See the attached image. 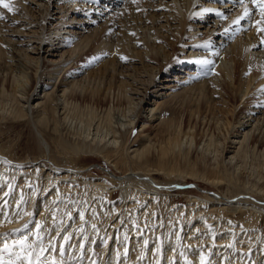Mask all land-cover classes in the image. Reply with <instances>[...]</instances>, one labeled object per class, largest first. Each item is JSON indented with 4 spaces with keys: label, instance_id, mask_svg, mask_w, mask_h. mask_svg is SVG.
Returning <instances> with one entry per match:
<instances>
[{
    "label": "rangeland",
    "instance_id": "obj_1",
    "mask_svg": "<svg viewBox=\"0 0 264 264\" xmlns=\"http://www.w3.org/2000/svg\"><path fill=\"white\" fill-rule=\"evenodd\" d=\"M5 2L10 4L13 11L9 12L7 8H3L4 10L1 9L2 11L0 14H2L3 18H0V43L2 46H5L6 50L11 52L8 57L12 64L15 63L12 59L15 61L20 60L27 66L29 73L36 71L37 75L35 88L29 89L26 93L17 91L16 97L25 101L28 95L29 102H24V107L27 105L28 108L35 110L36 102L43 96V89L46 91L52 90V80L48 79V72H53V75L57 76L56 85L54 86L57 100H54L53 103L54 106H56L55 115L59 118L58 122L59 126H61L60 128L66 127L64 128L65 130L68 129L69 131L75 132L71 137H82L81 139L91 143L90 145L115 149L122 142L121 140L123 138L119 136V132L122 134L126 133L131 139V144H137L138 141L144 140H155V143L158 138L161 139L164 135L162 132L159 134V123L162 118H165L162 114L161 117H159L160 108L163 105L170 104L175 105V107L181 106L180 103L182 101L184 102L182 103L183 106L185 104H187V106H189L190 103L193 104L191 100L189 101V95L187 93H192L189 87L194 83H198L199 85L204 84L209 91L214 92V96L213 94L212 96L215 102H212V105L209 101L208 104H203L202 116H210L211 110L213 109H215L218 115H221V108L224 111L229 108L231 109L232 99H230V96L240 95L234 92L233 85H236L239 79L246 80L247 77L249 79V75H252L254 67L258 66L257 64L264 67V7L261 6V0H256L255 3L253 0H244L243 6L234 4L233 0H195L193 7L185 6L184 0H48L49 5H46V0H5ZM23 2L26 7L23 6ZM245 7L249 10V16L246 20L241 21L240 24L234 25L233 21L244 14ZM43 8H47L49 12V15L47 12L43 13V15L45 14L46 17H48L44 20V23L43 15H41L42 13L40 12V9ZM207 8L224 12L227 18L221 19L216 15V11H204ZM65 25L69 28L68 32L65 31L68 28L63 27ZM226 29H228L227 33L225 32ZM97 33L100 35L99 40L93 44V35ZM86 37L90 40L87 44L86 41L84 42L81 40ZM77 40L81 41L75 44ZM109 40L112 42L111 45L114 48L106 47L101 49L104 43ZM254 42L255 44L252 45ZM150 45H154L159 53L157 52L155 55L153 52H150ZM247 46L249 47V54L243 65L241 64V59L243 58V52ZM88 49L90 50L88 51ZM239 49L241 50L240 54L238 53ZM86 51H88L89 54L85 56L86 59L83 57L84 59L81 58L79 60V57ZM219 56L223 57L224 67L215 68L213 64L205 65L199 63V61H211ZM104 63H108L107 65H109L108 69L105 71L106 79L110 76V63H112L115 67L113 72L114 77L116 80H122L125 84L124 93H126L123 94L124 97L121 96L122 98L120 94L117 95L116 89H111L106 93L103 84L99 87L100 91H97V94L95 92V97L99 101V106L96 109L98 114L100 112L102 113L104 107H110L112 110L113 117H111V122H113L112 126L115 129L114 134L116 135L113 140L114 142L110 141L109 136L103 134L105 128L95 131V124H92L91 127H89L90 125H81V121L79 122V119L75 116V118L73 117L74 119H72V117H70L71 115H69V118L67 117L66 119L67 113L65 119L64 117L62 118L65 113L63 112L62 105H60L62 100H58V95L62 94V89L69 88L74 82L83 83L82 81H84L85 85L87 84V90L78 89L76 92L84 96L85 100H88L83 102L89 103V100H91L89 90L95 89L96 83H93L92 80V83H87L86 80L87 78H92L94 74L97 75L104 71ZM222 69L227 71L224 73ZM206 70H209L207 74H205ZM5 71L6 69L0 66V76H6L7 73L8 77V70L6 73ZM58 71L59 73H57ZM13 75L16 80V85L18 77L28 80V77H23L16 71L13 72ZM259 80L260 79L255 78L251 81L248 86L247 92H249V95H247V101L241 104V102L237 100V102H235V107L236 110H238L240 106L239 108H244L250 113L248 117H245V115L239 117V120L246 122V124H244L246 126L245 130H248L250 125L252 128L261 126L262 128L260 127V130L263 132L264 86H262L263 82L259 83ZM91 85H95V87H91ZM108 92L110 93L108 94ZM117 96L118 99L120 97L119 101L117 100ZM128 96L133 101L130 103L132 106L130 110H127L128 103H125L127 98H129ZM4 101L6 103L3 102V104L5 103L3 106H5L4 108L6 109L8 108L9 101ZM123 108H125L123 110L124 112L122 111ZM5 109L2 110L3 113ZM189 109L190 107L184 111V116H189ZM0 114H2L1 111ZM26 116L24 123L0 127L6 133L3 132L4 134L1 135L0 146H9L7 152L9 156L5 157H9L13 162L17 161L18 158L26 156L28 151L26 143L32 144V139L30 138L32 132L42 139L44 145H42V148L45 155H48L52 150L50 144H46L48 143L46 142L47 139L45 137L43 138L39 130L35 127L30 112H28ZM223 117L224 113H222V119H219L221 123L219 129H215L214 136L223 139L225 134L228 138L227 143L228 141L235 142L227 144L230 148L229 150H233L237 145L238 139H232L226 134L227 131L225 130ZM2 124L0 126H2ZM64 129L63 131H65ZM256 130L257 129H254L255 133L258 132L259 129ZM63 131L62 134H65ZM86 131L89 133H86ZM196 132L197 134L194 138L193 136L190 137L187 133L181 136L182 148L187 150V148L190 147L191 152L189 155L191 157L203 156V151L205 155L204 160L207 164H218L220 167L225 166L228 168L227 170L232 171L233 175L239 174L246 180L247 178L252 179L259 175L261 176V180L264 179V156L263 158L262 156H260L261 158L259 157L262 160V164L258 167L248 162H246L247 164L239 162L237 159H234L235 157L233 158L234 160L230 159L229 161L228 156L226 155L224 157L222 152H218V155H216V153L214 154V152L204 149L207 136L204 134L200 136L202 125L199 126ZM259 132L261 135L262 132ZM107 133V135H109L110 132ZM236 134L238 135V133ZM86 135L87 137H85ZM130 142H127V144H130ZM130 145L125 149L128 159L132 155L130 152L135 147ZM220 145L222 146V144H219L221 149ZM32 153L28 152V156L37 155V153ZM70 154L71 153L68 151H65L64 154L61 153L67 160L69 159L71 165L75 166L77 172L79 171L81 175H84V178L106 175L113 179L122 177L120 171L117 170L112 163L105 160L99 153H96V151L80 152L76 153V156H71ZM153 154H157L156 149ZM46 161H49V159L46 158ZM130 173L133 172L131 170L126 172V174L131 175ZM134 173L139 177L140 171H135ZM140 176L142 179L149 178L145 174H140ZM157 180L159 181L158 183L151 179L155 186L162 189L157 199L159 212L162 217V224H158V227L155 226L158 231V248H155L151 253H147L143 249H140L142 244L144 247L146 245V248H149L152 242V235H147L148 233H146L145 230V232L143 231L142 233L143 235L144 233L146 234V241H142L143 243L140 242V240L136 241V245L139 246L138 249L140 250H130L132 245L129 243V245L124 248L125 252L117 255L116 264H142V262L143 264H147V262L148 264H177L178 254L176 256L175 252H173L170 256H166V249L172 246L175 251L180 250L181 252L184 251V249L186 250L183 256V260L185 261L184 264H188V262H191V264H200V257L198 259L193 257L197 251H200V254L205 257V264H235L238 261L236 258L234 259V257L241 259L238 264H263V251L261 253L258 252L260 244L258 242L252 246L253 251L251 249L250 252H242L243 254L240 255L239 252L241 251L238 252L236 248L229 247L225 244L218 245V241L215 242V240H217L216 233H212L214 240L210 238L211 240H208V242L201 243L197 240L191 241L186 239L187 232L192 229V219L186 224L182 222V225L177 228L178 231H176L177 233L171 242L172 244L167 245L163 231L166 220H168V214L170 213V209L168 208L170 205L183 204L188 195L202 197L208 195L215 199H228L225 195L226 187L224 182H202L200 180H192V178L187 176H166L164 174L159 175ZM239 182L240 181H238V184ZM176 184L185 185L176 186ZM245 184L248 185L249 182L247 181ZM51 187L53 186L50 185V188ZM1 189L2 186L0 185V190ZM40 189L41 186L38 184L31 200V209L25 216L26 219H23V227L16 230L14 233L20 234L22 231H28L37 220L41 210L39 204L48 194V192L46 194L42 193ZM112 191L113 194L110 197L111 202L119 198L121 194L120 189ZM10 192L14 193L15 191L11 188ZM78 195L79 190H77L75 198H77ZM236 198H249L255 203L264 204V196L261 194H250L245 191H239L235 196L230 197L229 200H235ZM66 202H69V200H65V203ZM69 205L72 207L73 204ZM69 205L68 208L70 209L71 207ZM38 208L40 209L38 210ZM1 210L0 208V211ZM65 211L67 212V209H64V212ZM57 214L56 217H60V212ZM71 214H73L72 217ZM76 214L77 210L75 207H72L70 209V215L63 221L61 220L62 222L60 221V223H58V225L60 224L59 226L53 221L55 219L54 216H51L53 219L47 222L45 221V225L42 224L43 228L40 230V245L35 252H24L19 248L16 249V252L4 251L0 248V264H28L29 258L32 260V264H38L37 256H40V260L43 264H103L99 260L101 258H108L110 251L109 247H111L114 242L116 243V247L120 245V242L117 243L116 240L114 241L116 236L114 232L117 229L120 230L123 224H118L117 228H114V230L112 229L107 237L109 226L115 222L114 220L117 215H111L106 220L107 213H105L102 218H97L95 224L98 225L99 228H104L102 231L98 230V233L94 235L95 237L91 242L92 251L89 252V258L86 260L83 257L86 251L84 243L80 245L81 249H78V251L74 250V247H76L75 242H78L82 237V233L79 231L76 235L73 234V232H69L70 234L68 236L66 235L68 239H64L60 249H57V236L64 235L67 229L70 228V223ZM58 220L57 218L56 221ZM87 222L91 223L89 219L88 221L85 219L82 221L81 225L85 227ZM123 222L126 223V221ZM136 229L139 228L136 227L135 230ZM170 229L172 230L174 228L171 227ZM261 229L262 232H264V220L261 222ZM205 231L207 232V229L201 230L200 232ZM10 232H7L6 229H0V238L7 240V237H9L7 234ZM192 232H194V230ZM197 233L198 232L194 233L195 235L192 234V236H196ZM172 235L173 233L171 236ZM235 235H239V233H235L233 236ZM70 238H73V240L71 241ZM130 238L132 239L133 236H128V239ZM86 239L88 240L87 237ZM73 241L75 242L73 243ZM122 244L121 242V245ZM4 245L5 244H3V248ZM215 245L217 246L215 247ZM49 246L54 251L50 252ZM132 249H134V247ZM224 249L229 251L228 255H225L223 252L225 251ZM107 250L108 252H106ZM135 252L137 253L135 254ZM22 253H25V255Z\"/></svg>",
    "mask_w": 264,
    "mask_h": 264
},
{
    "label": "bare ground",
    "instance_id": "obj_2",
    "mask_svg": "<svg viewBox=\"0 0 264 264\" xmlns=\"http://www.w3.org/2000/svg\"><path fill=\"white\" fill-rule=\"evenodd\" d=\"M48 3V0H46V5H49ZM184 3L185 6L193 7L195 0H184ZM23 6L26 7L24 2ZM3 8V5L0 4V13L2 11L1 9ZM40 12L42 13L41 15H43L44 12H47L49 15L47 8L40 9ZM47 18L48 17H46V15L44 14L43 23ZM63 27L68 28L66 25ZM68 30L69 28L65 31L68 32ZM93 36L94 39L92 43L94 44L99 40L100 35L99 33H97ZM81 40L84 42L86 41V44L90 41L87 37ZM81 40H77L75 44H78ZM111 44L112 42L109 40L104 43L101 49L106 47L114 48ZM254 44L255 42L252 45ZM89 50L90 49H88V51ZM88 51L84 52L79 57V60L85 57L88 54ZM150 52H153L156 55L158 50H156V47L154 45H150ZM238 53H241L240 49ZM10 54L11 52L6 50L5 46H2L0 43V66L6 69L5 73L8 70V77L7 73L6 76H0V111L2 112V114H0V125L3 123L0 127H3L5 125L10 126L24 123V119L25 117H27L26 115L28 114V112H30L31 116L33 117V123L35 127L37 128V130H39L41 136L47 139L46 142L48 143L46 144H50L52 153L50 152L48 153V155H45V152L42 148V139H40L37 135H34L33 132L30 136V138L32 139V144L26 143V148L28 150L26 156L23 158H18L17 161L13 162L9 157H5L9 156L7 153L9 150V146H0V185L2 186V189L0 190V208L2 209L0 211V229H6L7 232L11 231L9 234H7L9 235V237H7V240L0 238L1 249L4 250L3 244H7L13 252H16L17 248L23 250L24 252L30 251L29 253L37 251L41 241L39 236L41 233L40 230L43 228L42 224H44L45 221L47 222L48 220L53 219L51 216H54L55 219L53 221H55L57 226H59L60 224L58 225V223H60L61 220L63 221L64 219H66V217L70 215V209L72 207H75V209L77 210V214L75 217H73V220L70 223V228L67 229L64 235L57 236V249H60L65 237L70 234L69 232H73V234L76 235V233L79 231L82 233V237L78 242H75L76 238L75 241H73V243H76V247H74V250L78 251V249H81L80 245L84 243L86 251L84 252L83 257L87 260L89 258V252L92 251L91 242L95 237L94 235L98 233V230L102 231L104 228H99L98 225L95 224L97 222V218H102L103 215L107 213L106 220L111 215H117L114 220L115 222L109 226L107 237L112 229L114 230V228H117L118 224L123 225L120 230L117 229L114 232V234L116 235L114 241L116 240L117 243L120 242V245L116 247V243L114 242L113 245L109 247L110 251L108 258H101L99 260L101 263L116 264L117 255L119 253L122 254L123 252H125L124 248L125 246L129 245V243L130 245H132V248L134 247V249H130L132 251H135V249L137 251L143 249L145 252L151 253L155 250V248H158V231L156 227H158V224H162V217L159 212L157 203L158 195L161 194L162 189H159L152 182L155 181L156 183H158L159 181L157 179L159 178V175L164 174L166 176H187L192 178V180H200L202 182H224L226 187L225 195L228 199H215L208 195L203 197L197 195H188L183 204L170 205V207H168L170 209V213L168 214L169 211L167 212L168 220H166L165 228L163 231V234L167 241V245L172 244L171 242L176 236V231H178L177 228L182 225V222L186 224L190 219H192V229L187 232L186 239L191 241L197 240L201 243L208 242V240L213 239L212 233H216L217 240H215V242L218 241V245L225 244L229 247L231 246L233 248H236L238 249V252L241 251L239 252L240 255L243 254L242 252H250L251 249L253 251L252 246L258 242L260 243L258 252L261 253L263 251V255H261L263 257L262 262L264 264V232H262L261 229V222L262 220H264V204L262 205L255 203L249 198H236L235 200H229L230 197L235 196L237 193H239V191H245L250 194L256 193L264 196V179L261 180L260 175H257L258 177L252 179L247 178V180L243 179V177L239 174L233 175L232 171L227 170L228 168H226L225 166L220 167L218 164H207V162L204 160L205 155L203 151V156L191 157L189 155L191 152L190 147H188L187 150H184L181 145V136L187 133L190 135V137L193 136L194 138L197 134V129H199V126L202 125V132L200 136L203 134L207 136L204 143L205 150L214 152V154L216 153V155H218V152H222V155H224V157L226 155L228 156L229 161L230 159H233L235 157L234 159H237V161L239 162H248L255 167L261 166L262 160L260 159V156H262V158L264 156V128L262 132V130H260L261 126L252 128V126L250 125V128L248 130H245L246 126L244 124H246V122H242L241 120H239V117L242 115L248 117L250 116V113L244 108H239L240 106L238 107V110H236L235 102L239 100V102H241L242 104L247 101V95H249V92H247L249 88L248 86L255 78L260 79L259 83L263 82L262 86H264V67H262L260 64H257L258 66L254 67L252 75H249V79L247 77L248 80L239 79L236 85H233V87L234 92L240 95L230 96V99H232L231 109L229 108L226 111H224L222 108L220 109L221 112L224 113L223 123L226 128L225 130L227 131L226 134L229 135L232 139H238L237 145L233 150H229L230 148L227 144L235 142L228 141L227 143L228 138L225 134L223 139L214 136L215 129H219L221 123L219 119H222V113L221 115H218L215 112V109H213L214 111L211 110L212 112H209L210 116H202L203 104H208L209 101V103L211 102L210 104L212 105V102H215V99L213 98L214 92L209 91L206 85H199L198 83H194L189 87V90L192 91V93H187L189 95V101L191 100L193 104L190 103L189 106H187V104L183 106L182 103L184 102L182 101L180 103L181 106L175 107V105L170 104L163 105L160 108L161 111L159 113V117H161V114L165 117L162 118L159 123V134L161 132L164 134L161 139L158 138L155 143V140H144L140 142L138 141L137 144H131V139L128 137V135L126 133L122 134L119 132V136L123 137L121 140L122 142L117 148L111 149L100 146L98 147L97 145H90L91 143L84 141L83 139H81L82 137H71L73 136V133L75 134V132L69 131L68 129H66V132V130L64 129L66 127L60 128L61 126H59L58 122L59 118L55 115L56 106H54L53 103L54 100H57L54 92V86L56 85L57 76L53 75V72H48V79L52 80V90L46 91L43 89V96L41 98L38 97L40 99L36 102L35 110L28 108L27 105L26 107H24V102H29V96L27 95L25 101H23L21 98L16 97V92L21 91L26 93L29 89H32L33 87L35 88V85L37 83L36 71L29 73L27 70V66H25V64L20 60L15 61L14 59H12L15 62L14 64H12L10 62V58L8 57L10 56ZM248 54L249 47L247 46L243 52L241 64H245V60ZM211 62V64H213L215 68L221 66L224 67L223 57L221 56L212 59ZM107 64L108 63L103 64L104 71L98 73L97 75L94 74L92 78H87V80L85 79L87 83H90L91 80L93 83H96V88L89 90L90 99L92 101L89 100V103L83 102L87 99L85 100L84 96L76 92L78 89L87 90V84L85 85L84 81H82L83 83L74 82L70 85V87L68 85L69 88L62 89V94L58 95V100H62L60 105H62L63 112L65 113L62 118L64 117L65 119V115L67 113L66 119L69 115H71L70 117H72V119H74L75 117L78 118L79 122L81 121L80 123H82L81 125L85 124L84 126L90 125L89 127H91L92 124H95V131L102 130L101 128H105V130H103V134L109 136L110 141H113L116 135L114 134L115 129L112 126L113 122H111V117H113L112 110L110 107H104L102 113L100 112L98 114L96 109L99 106V101L95 97V92L97 94V91H100L99 87L101 84L104 85V90H106V93L111 89H116L117 95L120 94L121 97L126 92L124 93L125 84L123 83V81L116 80L113 75L115 67L112 63H110V76L106 79L105 71L109 67V65ZM15 71L23 77H28V80L18 77L16 85V80L13 77V72ZM59 71L57 73H59ZM222 71L225 73L227 70L225 71L224 69H222ZM93 86L95 87V85ZM93 86L91 85V87ZM109 93L110 92H108V94ZM120 97L118 99L117 96L118 101L120 100ZM4 100L9 101L8 108L6 109L4 108L5 106H3L6 103ZM3 102L5 103L3 104ZM131 102L133 101L130 99V97L127 98L125 102L128 103L127 110H130V108H132L130 104ZM189 107V116H184V111ZM3 109H5V112H7L3 113ZM124 109L125 108H123L122 111ZM262 125L264 126V124ZM60 129L62 131L64 129L65 131L63 132H65V134H62V131ZM254 129L259 130L255 133ZM88 131H86V133L90 132ZM259 131L262 132L261 135L259 134ZM3 132L4 131L0 128V138L1 135L5 133ZM107 132H110L109 135H107ZM236 133H238V135ZM85 137H87V135ZM127 142H130L131 145L127 144ZM219 144H222V146L220 145L221 149L219 147ZM128 145L135 146L130 152L132 155L130 154L131 157L129 159L126 157L125 150L127 149V147H129ZM155 149L157 150L156 155L153 154ZM65 151L71 153V156H76V153L80 152L85 153L96 151V153H99L105 160L112 163V165L120 171L122 177L113 179L110 176L108 177L106 175L101 177L93 176L84 178V175H81V172L79 171L77 172L75 166L71 165L69 159L67 160V158L61 155V153L64 154ZM28 152H33L32 154L37 153V155L28 156ZM46 158L49 159L50 162L46 161ZM130 170L133 173H130L131 175L126 174V172ZM135 171H140V174H145L149 178L142 179L140 174L139 178L135 175ZM151 179L153 181H151ZM238 181H240L239 184ZM247 181L249 182L248 185L245 184ZM38 184H40L41 186L40 190H42V193L46 194L48 192L46 198L44 200L42 199L39 204L41 208L40 214L38 215L35 223L28 231H22L20 234L14 233L16 230L23 227V219H26L25 216L31 209V200ZM50 185L53 187L50 188ZM11 188L13 189V191H15L14 193L10 192ZM116 189H120V197L111 202L110 197L113 194L112 190ZM77 190H79V195L77 198H75ZM5 193H7V195H5ZM65 200H69V202L65 203ZM69 204H73L72 207ZM103 204L106 206H104ZM68 205L71 207L70 209L68 208ZM40 208H38V210ZM64 209H67V212H64ZM58 212H60V217H56V214ZM81 214H83V219H81ZM72 216L73 214H71V217ZM57 218L59 219L58 221H56ZM85 219H87V221L89 219L91 223L87 222L85 224L86 226L84 227L81 225V223ZM123 221H126V223H124ZM37 225H39L40 227L37 228ZM136 227H138L139 229L135 230ZM171 227H173L174 229L171 230ZM206 229L207 232H200L201 230ZM145 230L146 233H148L147 235H152V242L150 243L149 248H146V245L144 247V245L142 244V241H146V234L144 233L143 235L142 233L143 231L145 232ZM193 230L194 232H192ZM196 232H198L197 235L192 236V234ZM172 233L173 235L171 236ZM235 233H239V235L233 236ZM128 236H133V238L128 239ZM25 237H27L25 245H31V247H25L18 243V241H23ZM86 237L88 238V240L86 239ZM73 238H70L71 241L73 240ZM138 240L142 242V245L140 244V249H138L139 246L136 245V241ZM121 242L124 245H121ZM50 246V252L54 251ZM216 246L217 245H215V247ZM173 248L174 247L172 246L166 249V256L168 257L173 254V252H175L176 256L178 254L177 264H184L185 261L183 260V256L186 253V250L184 249V251L180 252V250L175 251ZM106 252H108V250ZM223 252L225 253V255L229 254V251L227 249ZM136 253L137 252H135V254ZM23 255H25V253ZM200 255V251H197V253H195L193 257L198 259L199 257H201ZM235 258L238 261L236 263H240L241 259L234 257V259ZM195 261L198 262L197 260Z\"/></svg>",
    "mask_w": 264,
    "mask_h": 264
},
{
    "label": "snow or ice",
    "instance_id": "obj_3",
    "mask_svg": "<svg viewBox=\"0 0 264 264\" xmlns=\"http://www.w3.org/2000/svg\"><path fill=\"white\" fill-rule=\"evenodd\" d=\"M233 2H234V4H239L241 6H243V4H244V0H233ZM253 2L255 3L256 0H253ZM0 4H2L4 8H7L9 12L13 11V8L10 6L9 3L5 2V0H0ZM261 6L264 7V0H261ZM204 11L213 12V11H216V10L205 9ZM216 15L219 16L221 19H226L227 18L225 16L224 12L216 11ZM248 16H249V10L247 9V7H245L244 14L239 16V17H237L236 20L233 21V24L234 25L240 24V22L246 20V18ZM0 18H3L2 14H0ZM227 31H228V29L225 30L226 33H227ZM199 63L208 65V64H211L212 62L205 60V61H199ZM207 71H209V70H206L205 74H207ZM5 195H7V193ZM81 219H83V214H81ZM36 227L39 228L40 226L37 225ZM65 239L67 240L68 237H65ZM26 240H27V237H25V239L23 241H18V243H20L22 246H25V247H31V245H25V241ZM4 251H11L10 247L7 244L4 245ZM29 256H30V254H29ZM37 262H38V264H43V262L40 260V256H37ZM28 264H32V260L30 258L28 259ZM188 264H191V262H188ZM200 264H205V257L203 255H201V257H200Z\"/></svg>",
    "mask_w": 264,
    "mask_h": 264
},
{
    "label": "water",
    "instance_id": "obj_4",
    "mask_svg": "<svg viewBox=\"0 0 264 264\" xmlns=\"http://www.w3.org/2000/svg\"><path fill=\"white\" fill-rule=\"evenodd\" d=\"M183 185H185V184H176V186H183Z\"/></svg>",
    "mask_w": 264,
    "mask_h": 264
}]
</instances>
